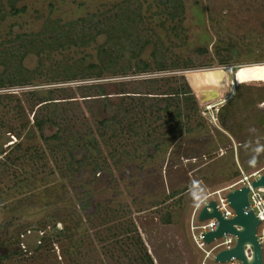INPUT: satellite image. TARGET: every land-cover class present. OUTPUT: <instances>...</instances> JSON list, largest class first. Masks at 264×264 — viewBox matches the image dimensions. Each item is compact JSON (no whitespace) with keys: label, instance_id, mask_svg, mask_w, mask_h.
Instances as JSON below:
<instances>
[{"label":"rangeland","instance_id":"1","mask_svg":"<svg viewBox=\"0 0 264 264\" xmlns=\"http://www.w3.org/2000/svg\"><path fill=\"white\" fill-rule=\"evenodd\" d=\"M166 5L19 0L24 12L13 14L0 0V59L34 71L0 88V264H213L192 237L197 204L264 168V0H181L173 19ZM125 7L151 70L60 79L67 66L97 63L106 36L55 48L52 27ZM153 50L165 70H153ZM96 83L108 103L84 90ZM50 112L79 166L45 140L57 132ZM113 114L109 128L96 123ZM35 118L48 119L42 132ZM22 123L33 133L16 139Z\"/></svg>","mask_w":264,"mask_h":264},{"label":"trees","instance_id":"2","mask_svg":"<svg viewBox=\"0 0 264 264\" xmlns=\"http://www.w3.org/2000/svg\"><path fill=\"white\" fill-rule=\"evenodd\" d=\"M19 0H7V4L9 5L10 12L13 14H19L24 12V8H16L15 4ZM166 7H167V14L168 16L173 19L174 17H178L182 14V6L181 0H165ZM136 18V14L134 10H131L127 7L121 8L120 10L109 11L107 14L97 15L91 14L85 19H80L77 22H80L78 27H73V24H77V22H69L65 24L66 30H63L59 27L55 28L52 27L51 30L54 31L55 36L53 42H55V48H65V47H86L91 42H94L97 37L101 35L106 36L105 43L98 48V55H97V63H91L87 66H76L77 68L73 73L70 72V69L73 66H67L63 72H59V75L67 74L61 77L62 80H67L71 78H96L99 79L104 75L116 76V75H124L128 71L132 70L133 72H148L151 69L149 66L139 59V56L144 50V46L147 42L140 43L135 37V34L132 31V27L127 22H134ZM48 32V31H45ZM121 33H125V39L123 42H120L119 36ZM41 34V33H39ZM27 48L31 46V40L26 42ZM49 48V45L47 44ZM28 50V49H26ZM26 53V52H25ZM23 53V55L25 54ZM157 51L153 50L151 53L153 59V70L162 71L167 68V64L165 61H161L157 59ZM22 55V56H23ZM125 62V64H124ZM0 66L3 67L2 72L0 74V88L5 86H21L27 84L32 78L33 75L31 74L34 71H30L27 68L23 67L22 65H18L17 68H12L8 66V63L0 59ZM85 91L94 90L99 97H103L106 103H108V99L105 97L104 87L99 84L89 85L84 89ZM228 90V89H227ZM220 91H213L210 97L200 98V101L207 104L218 98L223 97L226 93ZM189 97L192 99L193 94L188 91ZM90 97L87 92L83 95V98ZM48 99H43V101H52L54 99L47 97ZM188 97L186 98V100ZM90 100V99H89ZM105 103V104H106ZM48 106V105H47ZM46 106V107H47ZM56 107L57 104L54 103ZM19 108V107H18ZM124 112V111H122ZM127 114L123 113L121 119L125 117ZM52 112H50V116L48 117L49 122H51L55 127H57L56 131L53 135L49 136L45 140L48 142L49 140L56 141L58 144L62 143L64 149L68 153V166L75 163L79 166L82 163V160H73L71 156V146L65 140L63 134H60V128L57 122L53 120ZM117 115H110L109 118L97 121L96 123L102 128H109L111 125V121L115 120ZM48 119L40 118L33 121V126L36 131L42 132L44 125ZM19 132L11 133L13 134L16 139H20L23 132L27 130V123H22L18 127ZM132 129V127H130ZM11 132H14L12 130ZM27 135H31L33 132L25 131ZM69 134V131H68ZM65 140V141H64ZM53 144V143H52ZM49 147L52 145H48ZM20 147V141L17 143L12 144V149H18ZM54 146L50 147L52 151ZM35 150V149H34ZM5 153V152H4ZM0 153V156L2 154ZM7 153H5L6 155ZM4 155V156H5ZM5 161V160H4ZM0 164L5 166L4 162L0 159ZM13 166L17 163H12ZM99 168L98 166H96ZM96 170V168H95ZM185 189L180 190L179 192L184 191ZM177 192H174L172 195H176ZM88 201L82 203L80 205V209H85ZM148 259V257H147ZM150 263V261H148Z\"/></svg>","mask_w":264,"mask_h":264},{"label":"water","instance_id":"3","mask_svg":"<svg viewBox=\"0 0 264 264\" xmlns=\"http://www.w3.org/2000/svg\"><path fill=\"white\" fill-rule=\"evenodd\" d=\"M253 188H264V173L251 183ZM249 188L242 186L229 191L226 199L234 211V217L224 219L217 211L214 200L203 206L198 212L197 221L202 222L210 218H216L217 227L215 230L202 235L203 242L210 244L214 239L221 238L225 234L235 236V245L230 249H225L216 253L213 260L217 264H225L235 259L240 264H264L262 245L257 237V227L259 220L253 212L245 208L248 206L247 193ZM250 250V255H245V249Z\"/></svg>","mask_w":264,"mask_h":264},{"label":"built area","instance_id":"4","mask_svg":"<svg viewBox=\"0 0 264 264\" xmlns=\"http://www.w3.org/2000/svg\"><path fill=\"white\" fill-rule=\"evenodd\" d=\"M263 170L264 168L259 169L249 175L243 174L240 179L226 188V190L229 192L242 186H247L249 188L247 193L248 206L245 208V211H252L254 216L259 220V225L257 227V237L261 245L264 247V188H253L251 186L252 181L264 173ZM224 191L225 190H217L209 194L208 197H211L210 200L215 201L217 211L223 216L224 219H231L234 217V211L226 199L227 192L223 193ZM210 200L203 199L202 201L203 203H207ZM216 227V218H210L202 222H197L195 225H191V230L194 232L192 237L195 244L200 249H204L203 247H209L208 252H210L213 257L219 251L230 249L235 245V236L232 234H225L221 238L214 239L210 244L204 243L202 235L215 230ZM245 255L247 257L250 255V250L247 248L245 249ZM225 264H240V262L233 259Z\"/></svg>","mask_w":264,"mask_h":264},{"label":"flooded vegetation","instance_id":"5","mask_svg":"<svg viewBox=\"0 0 264 264\" xmlns=\"http://www.w3.org/2000/svg\"><path fill=\"white\" fill-rule=\"evenodd\" d=\"M264 247L262 246V249H263ZM200 249V248H199ZM203 253H205L206 254V256H205V258H207V257H209L210 255H211V253L210 252H208V249L206 250V249H200ZM210 260H212L213 261V264H217V263H215L214 262V260H213V256L211 255V257H210ZM202 264H206L205 262H203Z\"/></svg>","mask_w":264,"mask_h":264},{"label":"crops","instance_id":"6","mask_svg":"<svg viewBox=\"0 0 264 264\" xmlns=\"http://www.w3.org/2000/svg\"><path fill=\"white\" fill-rule=\"evenodd\" d=\"M222 190H226V189H222ZM203 206V201H201V203L197 204L193 216L195 217L196 215H198L199 210L201 209V207Z\"/></svg>","mask_w":264,"mask_h":264}]
</instances>
